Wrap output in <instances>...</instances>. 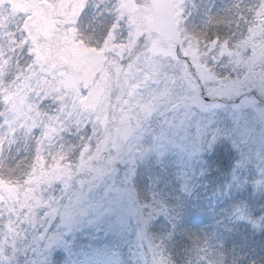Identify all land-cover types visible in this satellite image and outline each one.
Segmentation results:
<instances>
[{
    "label": "rangeland",
    "instance_id": "1",
    "mask_svg": "<svg viewBox=\"0 0 264 264\" xmlns=\"http://www.w3.org/2000/svg\"><path fill=\"white\" fill-rule=\"evenodd\" d=\"M113 1L123 17L124 9L146 8L145 0ZM176 1L177 14L189 0ZM138 14L132 15L129 24L133 27H128L134 29L133 35L129 34L134 37V63L103 64L102 69L109 72L104 81L98 76L85 81L69 80L64 61L46 60L41 49L33 47V34H25L21 45H27L30 62L20 68L16 62L17 69L22 70L18 83L23 87L18 93L17 89L10 88L7 84L12 76L6 79V85L0 84L8 106L1 117L0 150L8 147L16 131L30 141L24 129L37 128V136H40L39 129H44L35 148L28 147L40 155L38 173L27 175L15 185L0 182V205L4 213L18 211L5 219V230L18 233L17 228L24 222L16 238L27 246L24 250L31 264H48L51 255L60 249L66 253L65 264H163L145 233L138 193L145 191L142 188L138 191L141 184L136 178L138 170L152 165L155 159L163 169L175 170L178 165L179 178L185 173L192 178L194 168H186L199 163L200 153L214 141L218 148L229 142L237 151L238 174L243 173L244 180L264 189V8L255 12L252 20L256 23L246 37L231 44L214 42L211 51L199 52L195 40L182 36L179 57L173 42L141 30L149 23L144 14ZM63 35L68 37V33ZM8 44H12L11 40ZM59 50L66 58V48ZM125 53L126 49L122 48L123 57ZM140 57L144 59L137 65ZM2 58L0 52V75L8 65L7 54ZM13 63L11 60L9 75ZM214 63L227 73H236L232 75L234 79L220 75L218 67L215 70L213 66V70ZM145 68L152 71L153 78L149 81L152 89H156L157 80L163 87L164 77L168 78L169 85L180 81L182 86L175 90L180 99L176 108L162 105L153 110L143 121L140 133L135 130L137 137L132 140L129 129L119 122L126 115L140 128L139 109L125 110L124 106L128 103L127 97L138 87L144 91L143 84L133 83L132 78L134 75L146 78ZM156 73L163 76L157 77ZM41 100L55 103L52 115H44V107L38 106ZM167 175L177 176L170 171ZM159 179L155 175L150 180L147 192L153 191ZM83 235L88 247L70 248V238L78 241ZM5 238L0 237V248H5L1 242ZM105 242L106 250L97 252ZM118 245L126 251L120 257ZM132 248L135 250L131 251ZM19 249H13V254L2 250L1 261L12 264L25 255L21 249L19 256Z\"/></svg>",
    "mask_w": 264,
    "mask_h": 264
},
{
    "label": "trees",
    "instance_id": "2",
    "mask_svg": "<svg viewBox=\"0 0 264 264\" xmlns=\"http://www.w3.org/2000/svg\"><path fill=\"white\" fill-rule=\"evenodd\" d=\"M239 2H242L243 7H255L260 0H189L188 8H191L192 4L197 7L192 10V18L185 16V25L181 28L183 36L195 40L201 51L213 50L214 42L223 41L231 44L241 37H246L249 29L256 23L252 20L255 14L249 16L244 13L243 19H239L240 13L233 7ZM259 9L261 8L257 10ZM26 49L22 55V67L29 62ZM213 66L215 70L216 66L219 68L220 74L234 79L232 75L236 73H227L220 69L218 63L211 65L214 70ZM237 75L240 76L239 73ZM5 81L3 73L0 75V84L6 85ZM7 85L14 90L17 89V92L23 87L21 82L12 80ZM5 97L7 95L2 90L0 110H3L1 106L6 104ZM54 104L50 100L38 101V106L44 107V115L53 114ZM1 116L2 112L0 124ZM17 135L20 138H17ZM21 140L25 143L30 142L16 131L9 143L13 147H19L26 157L14 168L5 162V158L12 155L8 152L9 145L0 150L3 153V157L0 158V182L5 185H15L27 175L35 176L41 166L37 150H31L28 146L25 150L19 142ZM217 145L214 141L209 149L200 153L196 166L186 168L195 169L192 178L188 177L187 173L179 178L178 165L175 170L163 169L157 164L156 159L151 162L152 165L138 170L136 178L139 185L141 184L138 191L141 188L145 191L138 192L143 206L145 233L151 240L150 246L154 252L163 253L160 256L163 264H168V260L172 264H209V261L211 264H264V189L244 180L243 173L238 174L239 169L235 164L237 151L232 146L224 144L218 148ZM61 160L64 162L66 159L63 157ZM167 171L177 176H169ZM231 172L233 175H230ZM155 175L160 179L156 180L153 191L147 192L146 189L151 187L150 180ZM231 179L233 181L229 183L228 180ZM2 208L0 205V214L3 216L0 220V237L7 233L5 240H1L2 246L6 248L2 247V250L13 254V249L20 248L17 251L20 256L21 249L25 252L24 249L27 248L17 239L24 222L21 223L22 227L17 228L18 233L12 229L5 230V219L18 211L12 209L11 214H5ZM154 244H162V248L157 249ZM72 245L74 249L85 250L88 242L83 235L82 240H73ZM118 250L126 252L119 245ZM7 255L9 258L10 255ZM65 257L66 253L60 249L51 255L48 264H65ZM27 258L25 252V255L14 260L12 264H31V260ZM0 264H10V261L6 263L0 259Z\"/></svg>",
    "mask_w": 264,
    "mask_h": 264
},
{
    "label": "flooded vegetation",
    "instance_id": "3",
    "mask_svg": "<svg viewBox=\"0 0 264 264\" xmlns=\"http://www.w3.org/2000/svg\"><path fill=\"white\" fill-rule=\"evenodd\" d=\"M145 1L146 8L135 11H131V9H124L123 17L121 12L117 10L113 0H57L55 7H53L48 0H0V6L10 3V11L13 13L21 12L29 14L27 19H25L24 22L17 27L9 26L7 22V8H5V15L0 16V26L2 27V33H0L1 58L3 57L2 59H4L7 54V58L5 59H8L7 70H5L6 72L4 73L5 78L9 79L12 76V81H21L20 74H22V70L19 68L22 65V55L25 53V45L23 46L21 43L25 41V34H33V47L41 49L40 53L46 55V60L52 59L57 61L59 59L64 61L62 63H65L68 67V72L66 74L69 80L77 81L80 79L85 81L92 80L98 76V78H102L104 81V78L109 75V72L107 69H102L103 64L108 62L111 64L114 63L124 65L131 64V62L134 63L135 50L132 49L134 37L131 38L129 36V34L133 35L131 32L133 33L134 29H130L128 39L120 40L118 37L120 36V32L123 30L121 29V21L124 23V28L133 27L129 23L132 21V15H135V13L137 15H139L138 13L144 14L145 19L149 23L144 27V29L141 28V30L150 31L148 33L150 36L173 42V40L163 38L152 31L155 15L150 2L148 0ZM173 1L174 4L177 3V1ZM89 2H101L106 5H111L109 10L115 14L114 21L111 23V28L99 46H97V37L95 34L91 31H86L83 26L77 25V17L79 16L81 9H83L85 4ZM147 4H149V8H147ZM175 6L177 7L178 4ZM185 16V6L183 5L181 12H178L177 20L179 26L181 27L185 25ZM20 29H23V31H20ZM57 29H61L59 34L57 33ZM65 33H68V37L63 35ZM27 38L29 41L30 35H28ZM9 40L12 42L11 45L8 44ZM216 44L218 45V42H216ZM9 46H11V48H9ZM64 47L66 48V58L63 57L61 54L62 52L59 50ZM122 48L126 49L125 57L122 56ZM197 49L199 52H202L200 46L198 45ZM89 51H102L104 53V56L97 67H93L92 62L86 59L85 55ZM27 56L29 57V55ZM128 56L130 58H127ZM11 60L14 63L11 69L12 73L9 75V64ZM16 62L19 64L18 69L15 65ZM226 77L229 79L230 76L227 75ZM212 78L216 79V77ZM1 107L3 108V110H0L2 114L8 111V106L6 104ZM121 117H123V120H120L119 125L122 127L126 126V129H129V138L136 140L137 136L135 130L138 129V124H136V121L134 120H129L126 115ZM26 206L27 205H25V207ZM31 211L34 214V211Z\"/></svg>",
    "mask_w": 264,
    "mask_h": 264
},
{
    "label": "snow or ice",
    "instance_id": "4",
    "mask_svg": "<svg viewBox=\"0 0 264 264\" xmlns=\"http://www.w3.org/2000/svg\"><path fill=\"white\" fill-rule=\"evenodd\" d=\"M48 2L55 7L57 4V0H48ZM197 6L195 4H192L191 8H188L187 5H185V15L188 16V18H192V10L195 9ZM234 8L238 9L240 15L239 19H243L244 13H247V15L252 16L255 14L256 10L258 8H264V0H260V2L255 7H243L242 2H239L238 4L233 5ZM5 8H7V15H8V24L11 27H17L21 25L25 19L28 17V13H21L16 12L13 13L10 11L11 4L6 3L4 6H0V16L5 15ZM111 5H106L101 2L97 3H86L83 9H81L79 16L77 17V25L83 26L86 31H91L93 34L97 37V46H99L102 42L104 37H106L107 32L111 28V23L114 21V12L110 11ZM231 11V9L229 10ZM121 29H123L120 32V36L118 39L124 40L128 39V33L130 31V28H124V23L121 21ZM20 31H23V29H20ZM61 29H57V33ZM235 38V37H233ZM140 43H144V38H141ZM139 44L137 45V48L139 49ZM27 47V45H25ZM30 55V54H29ZM177 55L180 56V49L177 48ZM143 57H140L137 60V65L141 61H143ZM184 59L187 61V57H184ZM189 69L192 70V65L189 62ZM145 71L148 73V76L145 78L143 75H134L132 78V82L136 83L137 85L143 84L144 91L141 92L139 87L132 93L131 96L127 97L128 103L124 106L125 110H133V109H139L137 112V118L140 121V128L137 129V132L140 133V129L143 127V121L148 117V115L155 109L160 108L162 105L164 108H167L169 105H171L172 108H176L179 103V97L175 95V90L179 87H181L180 81H173L171 85L168 83V78L164 77L163 80V87L160 86V81L157 80V87L156 89H152L151 85L149 84V81L152 80L153 74L150 68H145ZM157 77L163 76V73H156ZM210 92L214 91L212 89L209 90ZM147 97V98H146ZM123 103V101H121ZM141 113L143 115L141 116ZM87 127V126H86ZM3 131V126H0V132ZM25 135L28 138V140L31 141V143H25L23 140H21V146L26 150V146L35 148L37 142L40 140V138L44 135V129L40 128V136L35 135L37 132V128L29 126L26 129H24ZM8 152L12 155L5 158V162L9 163L10 167H15L16 164L19 163L20 160L25 159V154L20 150L19 147H13L11 144L9 145ZM3 157L2 151H0V158ZM3 219L2 214H0V220ZM4 228V225H3ZM4 236H7V233H4ZM15 241V240H14ZM199 241H197V247ZM14 246V244H13ZM154 247L157 249L162 248V244L155 245ZM206 252V250H205ZM0 254H2V248H0ZM163 253H159V256H162ZM168 264H172L170 260H168ZM209 264H211V261H209Z\"/></svg>",
    "mask_w": 264,
    "mask_h": 264
},
{
    "label": "water",
    "instance_id": "5",
    "mask_svg": "<svg viewBox=\"0 0 264 264\" xmlns=\"http://www.w3.org/2000/svg\"><path fill=\"white\" fill-rule=\"evenodd\" d=\"M154 11L155 19L152 31L157 35L172 39L176 44L179 43V26L174 19L175 6L173 0H148ZM104 53L89 51L85 57L92 62L93 67H97L101 62Z\"/></svg>",
    "mask_w": 264,
    "mask_h": 264
}]
</instances>
